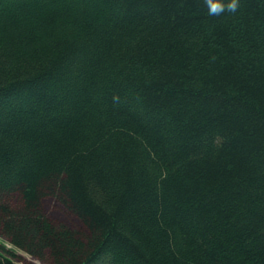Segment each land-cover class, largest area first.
Masks as SVG:
<instances>
[{
	"label": "trees",
	"instance_id": "1",
	"mask_svg": "<svg viewBox=\"0 0 264 264\" xmlns=\"http://www.w3.org/2000/svg\"><path fill=\"white\" fill-rule=\"evenodd\" d=\"M0 235V264H264V0H0Z\"/></svg>",
	"mask_w": 264,
	"mask_h": 264
},
{
	"label": "rangeland",
	"instance_id": "2",
	"mask_svg": "<svg viewBox=\"0 0 264 264\" xmlns=\"http://www.w3.org/2000/svg\"><path fill=\"white\" fill-rule=\"evenodd\" d=\"M46 206H47V211L48 213L56 218L57 220H62V221H69L70 222L75 220L64 208L63 206L57 201L55 198H46ZM0 235V239H1ZM6 241V240H5ZM2 242V241H1ZM18 261L21 262L22 264H47L39 259L32 257L31 255L23 252V251H18Z\"/></svg>",
	"mask_w": 264,
	"mask_h": 264
},
{
	"label": "clouds",
	"instance_id": "3",
	"mask_svg": "<svg viewBox=\"0 0 264 264\" xmlns=\"http://www.w3.org/2000/svg\"><path fill=\"white\" fill-rule=\"evenodd\" d=\"M209 14H220L225 10V7L231 10L236 8V0H231L229 3H225V0H208Z\"/></svg>",
	"mask_w": 264,
	"mask_h": 264
}]
</instances>
